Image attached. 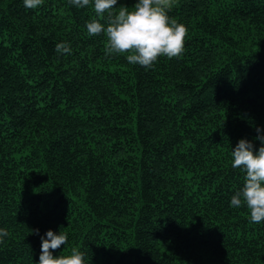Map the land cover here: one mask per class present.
Segmentation results:
<instances>
[{"label": "trees", "instance_id": "trees-1", "mask_svg": "<svg viewBox=\"0 0 264 264\" xmlns=\"http://www.w3.org/2000/svg\"><path fill=\"white\" fill-rule=\"evenodd\" d=\"M169 15L184 53L145 69L105 56L91 6L0 0V264H39L48 230L86 264H264V222L230 206L231 151L264 135V0Z\"/></svg>", "mask_w": 264, "mask_h": 264}, {"label": "clouds", "instance_id": "clouds-1", "mask_svg": "<svg viewBox=\"0 0 264 264\" xmlns=\"http://www.w3.org/2000/svg\"><path fill=\"white\" fill-rule=\"evenodd\" d=\"M76 8L93 7L97 19L86 23L87 34L106 37L105 56L124 55L129 65L151 69L159 58H179L185 50L188 28L169 15L176 0H136L130 10L121 5L114 10L118 0H68ZM44 0H23L27 9H37ZM60 54H71L67 42L56 44ZM260 147L240 139L231 151V167L245 173L243 187L232 195L230 206L246 207L252 223L264 222V135L256 129ZM38 234V230H36ZM9 233L0 228V243ZM68 236L48 230L41 237L39 264H86L85 253L77 247L70 252L54 255L53 251L65 246Z\"/></svg>", "mask_w": 264, "mask_h": 264}]
</instances>
